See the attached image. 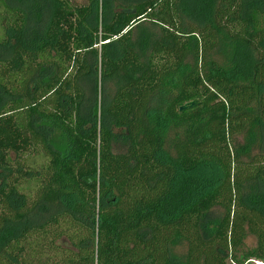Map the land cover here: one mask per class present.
<instances>
[{"label": "trees", "instance_id": "1", "mask_svg": "<svg viewBox=\"0 0 264 264\" xmlns=\"http://www.w3.org/2000/svg\"><path fill=\"white\" fill-rule=\"evenodd\" d=\"M101 2L90 27L100 0H0V264L264 262V151L234 145L264 125V0ZM143 21L158 31L134 39ZM223 33L249 64L211 58ZM90 57L117 87L86 118Z\"/></svg>", "mask_w": 264, "mask_h": 264}, {"label": "rangeland", "instance_id": "2", "mask_svg": "<svg viewBox=\"0 0 264 264\" xmlns=\"http://www.w3.org/2000/svg\"><path fill=\"white\" fill-rule=\"evenodd\" d=\"M70 4L72 5H84L88 4L90 0H68ZM102 0H100L99 3V12L95 13L93 15V19L91 18L90 22L86 24V26H92L93 22L97 23H105L108 22V19L105 20V15H103V9H102ZM133 31H134V39L141 35L142 33L147 31V28L153 33L158 31V27H155L154 25L148 23V22H138L136 24H132ZM99 28L101 29V25L99 24ZM102 34L99 31V44L100 47L101 43H103L102 40ZM8 48L6 46L0 47V57L8 56ZM242 57V60L245 64H249L253 58L254 55L252 53V50L244 45L235 43L234 41L230 40L229 37L223 33L220 36V44L217 47L216 51L211 56L212 59L219 62L221 65L230 64L232 61H234L236 58ZM90 64H91V73L86 75L81 80V86L84 90V102L81 109V114L88 118L92 113L96 110V107L99 109L102 106V100L105 98L106 100L109 98V96H112L116 87H117V80L116 79H104L102 75L100 74V59H96L95 57L89 58ZM188 63H192L191 60H189ZM168 94V93H167ZM169 95V94H168ZM165 99L164 93L156 94L150 104L151 108H159L161 107L163 100ZM252 110L254 112H257V105L256 100L253 102L251 106ZM183 132V127H172L171 129H168L165 134L164 138V144L166 150L169 151V153H172V141L179 135H181ZM49 137V141L54 143V145H60L61 140L59 137L58 132L54 129H50L47 133ZM234 145L238 152H240L241 156L245 159L250 157L252 154L264 151V125L256 122L248 127L245 133L242 135H239L234 140ZM114 148L116 150L124 149L123 139H116L114 143ZM43 207L40 208L38 211V218L43 220L47 215L50 214V212L54 211L53 207L48 206L47 209L42 211ZM42 211V212H41ZM222 215V211L220 209L212 210L208 216L210 220H218ZM212 232V229H211ZM210 233V232H209ZM253 241L249 240L248 244L249 247H253ZM172 251L177 256H184L186 252V243L183 241H178L175 245L172 246ZM263 263L261 261L252 259L248 260L246 264H259Z\"/></svg>", "mask_w": 264, "mask_h": 264}, {"label": "water", "instance_id": "3", "mask_svg": "<svg viewBox=\"0 0 264 264\" xmlns=\"http://www.w3.org/2000/svg\"><path fill=\"white\" fill-rule=\"evenodd\" d=\"M199 103H200V99H198V98L189 100V101L185 102L183 105H181L179 110L184 111V110L190 109L192 107H195Z\"/></svg>", "mask_w": 264, "mask_h": 264}, {"label": "bare ground", "instance_id": "4", "mask_svg": "<svg viewBox=\"0 0 264 264\" xmlns=\"http://www.w3.org/2000/svg\"><path fill=\"white\" fill-rule=\"evenodd\" d=\"M259 264H263V263H259Z\"/></svg>", "mask_w": 264, "mask_h": 264}]
</instances>
